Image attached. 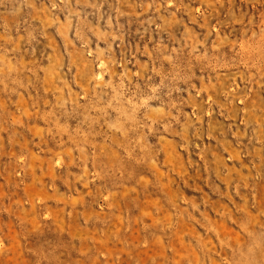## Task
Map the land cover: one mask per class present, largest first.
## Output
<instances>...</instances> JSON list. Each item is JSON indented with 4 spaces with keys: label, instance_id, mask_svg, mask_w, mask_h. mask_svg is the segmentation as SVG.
<instances>
[{
    "label": "rangeland",
    "instance_id": "rangeland-1",
    "mask_svg": "<svg viewBox=\"0 0 264 264\" xmlns=\"http://www.w3.org/2000/svg\"><path fill=\"white\" fill-rule=\"evenodd\" d=\"M0 264H264V0H0Z\"/></svg>",
    "mask_w": 264,
    "mask_h": 264
}]
</instances>
